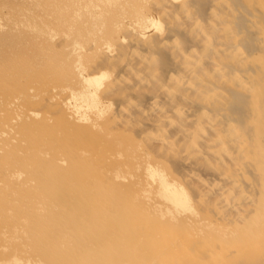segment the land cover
I'll return each instance as SVG.
<instances>
[{"label": "bare ground", "instance_id": "bare-ground-1", "mask_svg": "<svg viewBox=\"0 0 264 264\" xmlns=\"http://www.w3.org/2000/svg\"><path fill=\"white\" fill-rule=\"evenodd\" d=\"M0 52V264H264V0H0Z\"/></svg>", "mask_w": 264, "mask_h": 264}, {"label": "rangeland", "instance_id": "rangeland-1", "mask_svg": "<svg viewBox=\"0 0 264 264\" xmlns=\"http://www.w3.org/2000/svg\"><path fill=\"white\" fill-rule=\"evenodd\" d=\"M30 37L31 36H29V35H19V36L15 37L14 40L23 42L26 39H29ZM5 40L10 41L9 39H5ZM5 55H6V53L0 52V57L5 56Z\"/></svg>", "mask_w": 264, "mask_h": 264}]
</instances>
